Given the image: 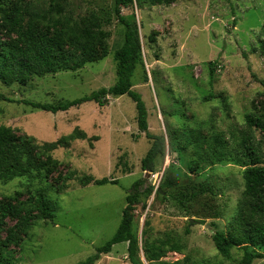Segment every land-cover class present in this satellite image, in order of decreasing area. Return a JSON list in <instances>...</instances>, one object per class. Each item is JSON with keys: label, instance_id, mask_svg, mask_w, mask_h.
Listing matches in <instances>:
<instances>
[{"label": "rangeland", "instance_id": "obj_1", "mask_svg": "<svg viewBox=\"0 0 264 264\" xmlns=\"http://www.w3.org/2000/svg\"><path fill=\"white\" fill-rule=\"evenodd\" d=\"M52 1L61 6L63 17L99 16L109 33L107 54L73 70L31 76L24 84L0 82L6 100H0V126L30 136L38 145L75 129L85 134L84 140L50 153L61 164L51 174L0 182V203L34 200L42 192L54 216L52 221L31 222L25 232L16 230V219H5L0 246L6 264L85 261L115 234L124 199L141 180L153 188L134 212L143 264H241L245 247L264 257L262 250L243 243L251 224L263 223L264 216H249L243 207L248 218H238L248 164L243 142L257 150L264 166V134L246 123L249 116L264 120V0H169L162 5L135 0L121 11L135 22L141 50L132 90L145 104L148 133L161 140L154 173L141 169L153 141L138 131L134 103L127 96H108L104 107L88 102L56 114L24 103L56 106L110 88L117 80L113 54L123 44L124 28L113 14V0H0V10L10 13L25 4L45 12ZM51 14L58 17L54 10ZM42 33L52 37L50 31ZM11 38L0 12V39ZM209 63L215 64L212 75ZM192 133L204 140V151H213L209 157L194 155ZM83 175L117 184L82 187L78 177ZM192 185L207 192L185 211L173 198ZM11 232L18 233L15 244L5 243ZM216 232L236 242L226 256L213 243ZM145 243L158 249V261L146 260ZM125 257L127 244L120 243L95 264H129ZM251 264H264V258Z\"/></svg>", "mask_w": 264, "mask_h": 264}, {"label": "trees", "instance_id": "obj_2", "mask_svg": "<svg viewBox=\"0 0 264 264\" xmlns=\"http://www.w3.org/2000/svg\"><path fill=\"white\" fill-rule=\"evenodd\" d=\"M65 1V0H61ZM135 0H113V14L120 25L124 28L123 44L113 54L116 63L115 84L110 88H103L92 92L90 95L79 99L67 101L59 105L39 104L24 102L34 110L56 114L66 112L73 107H78L84 103L94 102L99 107L107 105V97L118 98L127 96L133 103L136 112V122L138 131L144 133L146 137L153 141L151 148L141 161V169L154 173L155 159L161 151V140L148 133L147 110L142 97L132 90V77L134 75L137 62L140 61V43L138 39L137 26L134 21H130L121 13L134 4ZM146 1V0H144ZM152 5L168 4L169 0H148ZM182 1V0H171ZM58 14L54 16L52 11ZM4 23L7 25L8 34L14 36L8 40L0 39V82L4 85L12 83L24 84L31 76L42 77L49 74H56L61 71H68L78 68L87 63H92L105 57L106 40L109 33L103 30L102 19L96 14L89 13L84 17L73 19L61 16L63 9L52 1L48 10L40 12L32 9L29 5L23 4L12 10L10 13L0 10ZM42 30L50 31L52 37L47 38ZM67 47V50H65ZM139 63V62H138ZM211 75L215 68L214 63H209ZM0 100L6 101L0 95ZM248 127H255L264 134V120L260 118L247 117ZM194 140V155L196 157H209L210 153L202 149L203 139L194 133L191 134ZM85 134L75 129L73 132L59 140L40 145L34 138L26 135L17 136L14 131L5 126H0V182L6 183L16 178H22L32 173L51 174L61 165L51 158L50 153L67 148L74 140H84ZM216 140V141H215ZM215 142L220 143L215 137ZM210 149L216 150V145L208 144ZM243 156L248 160L242 177L244 181V198L239 205L240 220H244L248 215H244L243 207H247L249 216L262 214L264 216V166L257 155V150L246 142L242 143ZM43 156V160L40 157ZM70 180L69 176L64 181ZM145 180L137 181L124 199V208L121 213L120 224L115 234L103 245L95 249L94 254L85 261L78 264H95L101 256L111 252L112 247L120 244H127V261L129 264H143L139 258L138 238L134 228V212L142 197H149L153 188L145 185ZM78 183L85 187L87 185L117 184V181L108 178L96 180L90 176L78 177ZM165 186V184H164ZM186 193L180 192L178 198H173L185 211L187 205L198 195L207 192L204 186H186ZM190 191V192H188ZM158 192V191H157ZM190 193V194H189ZM13 203H0V230L7 218L17 220L16 230L25 232L29 229L31 222L35 220L52 221L53 211L50 201L44 193L37 194L34 200L17 201L10 198ZM35 213V215H34ZM248 218V217H247ZM250 222V221H248ZM249 231L246 230V232ZM244 244L257 247L264 252V222L251 224L250 232ZM233 237H225L222 233H214L213 243L217 250L226 256L229 248L235 246ZM18 239L17 232H11L5 238V243L15 244ZM146 244V243H145ZM143 244L144 256L151 262L159 260L161 257L158 249L152 250V244ZM151 247V248H150ZM262 254H258L245 247L241 264H251L255 259H263ZM0 264H6L0 246Z\"/></svg>", "mask_w": 264, "mask_h": 264}, {"label": "water", "instance_id": "obj_3", "mask_svg": "<svg viewBox=\"0 0 264 264\" xmlns=\"http://www.w3.org/2000/svg\"><path fill=\"white\" fill-rule=\"evenodd\" d=\"M149 176H150V174H148ZM191 223H192V221H191Z\"/></svg>", "mask_w": 264, "mask_h": 264}, {"label": "crops", "instance_id": "obj_4", "mask_svg": "<svg viewBox=\"0 0 264 264\" xmlns=\"http://www.w3.org/2000/svg\"><path fill=\"white\" fill-rule=\"evenodd\" d=\"M126 258V257H125Z\"/></svg>", "mask_w": 264, "mask_h": 264}]
</instances>
